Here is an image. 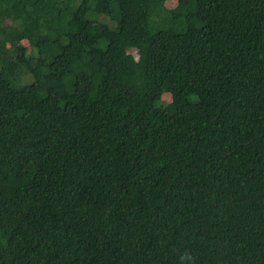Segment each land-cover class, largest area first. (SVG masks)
Here are the masks:
<instances>
[{
	"label": "trees",
	"instance_id": "16d2710c",
	"mask_svg": "<svg viewBox=\"0 0 264 264\" xmlns=\"http://www.w3.org/2000/svg\"><path fill=\"white\" fill-rule=\"evenodd\" d=\"M0 264H264V0H0Z\"/></svg>",
	"mask_w": 264,
	"mask_h": 264
},
{
	"label": "rangeland",
	"instance_id": "374dc122",
	"mask_svg": "<svg viewBox=\"0 0 264 264\" xmlns=\"http://www.w3.org/2000/svg\"><path fill=\"white\" fill-rule=\"evenodd\" d=\"M174 6H175V3L172 2V1H170V2H169V8L171 9V8H173ZM129 53H131V54L134 55L135 57L137 56V54H136V52H135L134 50H129ZM163 101H165V100H163Z\"/></svg>",
	"mask_w": 264,
	"mask_h": 264
}]
</instances>
